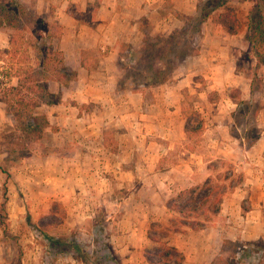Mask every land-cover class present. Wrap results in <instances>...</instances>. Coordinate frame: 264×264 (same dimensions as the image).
I'll return each mask as SVG.
<instances>
[{
  "label": "crops",
  "instance_id": "1",
  "mask_svg": "<svg viewBox=\"0 0 264 264\" xmlns=\"http://www.w3.org/2000/svg\"><path fill=\"white\" fill-rule=\"evenodd\" d=\"M201 1L54 0L53 49L74 78L49 83L61 101L38 109L50 122L38 143L44 151L15 176L35 221H53L52 235L92 229L97 244L108 245L101 257L121 264H150L148 252L160 241L176 248L183 264H264V109L260 137L247 148L233 134L236 112L209 102L211 92L232 102L225 95L231 89L240 102H264V66L257 67L246 40L252 4L237 5V35L208 20L195 52L167 82L135 87L127 77L146 40L180 30ZM246 62L262 91L246 76ZM200 113L207 122L199 142L188 126ZM217 159L241 173L219 214L185 218L172 210L174 197L212 181ZM15 196L17 213L25 212ZM158 229L164 233L156 238Z\"/></svg>",
  "mask_w": 264,
  "mask_h": 264
},
{
  "label": "rangeland",
  "instance_id": "2",
  "mask_svg": "<svg viewBox=\"0 0 264 264\" xmlns=\"http://www.w3.org/2000/svg\"><path fill=\"white\" fill-rule=\"evenodd\" d=\"M246 1L250 2L249 0ZM2 2H12L19 7V14H22L25 24L30 26V28L26 31L16 32L15 29L6 24L0 27V72L7 70V68H13L12 72L16 75L18 69L27 71L28 68H37L39 51L34 49L36 38L33 32L39 27L38 23L42 19L45 22L47 32L58 33V26L52 20L55 8L54 0H0V3ZM239 2L241 0H232V6L238 9L237 5ZM250 3L252 4L251 10L254 5L252 2ZM15 35H19V37L23 35L25 39L20 38V41L12 44L11 40ZM15 51L17 54L14 53ZM249 59H252V57L250 56ZM245 64L247 65V62ZM247 66L246 76L252 77L254 87L262 91L263 84L261 80L255 78V70L251 67L249 69V63ZM178 69L179 67L176 68L173 74ZM13 81L16 82V79L12 78L11 85ZM225 93L227 97L232 99L233 103L240 102L241 93L238 89H231L225 91ZM209 102L218 105L217 107L226 108L228 112L233 111L232 115L235 112L239 113L238 106H235L228 98L223 100V97L218 95L217 92L210 93ZM246 102L249 103L251 108L249 109L248 117L244 118L245 122L237 121L236 117H234L231 118V123L234 130L238 131L239 134H248L249 138H256L261 131L259 128L262 120L260 114L264 109V105H262L264 102L259 101L257 104L254 101ZM202 114L189 118L188 128L197 130L193 133L194 141L205 140L203 134L206 131L204 125L207 121ZM234 122L241 129L245 128L249 132L245 133L240 129L238 130ZM0 134H2L0 142V264H121L119 260L116 261L113 258L106 260L101 257V252L105 249L107 251L108 245L107 243L105 246L97 244L98 242L92 229H75L65 235H52L53 230L50 226L53 221H35L31 211V200L24 196V192L16 184L15 176L16 174H22L25 164L28 162L27 160L30 159L33 153L44 151V148L38 145L39 141L34 142L33 139L28 138L17 129L14 116L8 112L6 104L1 101ZM234 137L233 139H235ZM233 142L235 140H232ZM245 147L249 148L248 146ZM247 148H243V154ZM239 163L236 166H239ZM213 168V178L208 183L214 188L212 201L218 193L230 192L241 181V173L235 171V164L229 165L227 161L217 159ZM5 171L7 174L4 173ZM204 193L205 191L202 189L196 194L189 191L182 196L174 197L175 201L173 204H184L190 207L201 206L204 200ZM13 194L20 200L22 207L26 210L25 212L17 213ZM212 207L213 204L205 206L198 216H208L213 220L215 217L207 212ZM60 217L63 218V215L60 214ZM179 222L177 221V223ZM197 222L199 221L191 223L193 225L199 224ZM154 231H157L156 238H159L164 233V230L160 229ZM91 236L93 239L90 238ZM166 253L165 243L160 241L148 252L149 257H151L149 260L158 262L160 256Z\"/></svg>",
  "mask_w": 264,
  "mask_h": 264
},
{
  "label": "trees",
  "instance_id": "3",
  "mask_svg": "<svg viewBox=\"0 0 264 264\" xmlns=\"http://www.w3.org/2000/svg\"><path fill=\"white\" fill-rule=\"evenodd\" d=\"M249 1L254 6L247 16L246 40L257 60V67H260L264 66V0ZM18 8L12 2L0 3V27L6 24L16 32L30 28L25 24ZM182 19L184 26L180 30L168 37L147 39L140 53L134 54L136 66L127 72V77L135 87L163 84L171 79L179 64L195 52V38L201 34L208 20L221 25L232 35H237L242 28L238 10L232 6V0H203L198 4L195 16H183ZM38 26L33 32L36 38L34 49L39 51L37 68H28L27 71L18 69L16 75L12 72L13 68L0 72V101L6 104L8 112L14 116L17 129L34 142L41 141L50 128L47 115L40 113L38 109L44 105H56L61 101V94L51 92L49 83L65 81L69 83L74 78L73 73H67L61 53L53 49L54 34L47 32L44 20L40 19ZM20 38L25 39L23 35L13 36L11 43L20 41ZM14 53L17 54L16 51ZM12 78L17 79V85L10 84ZM250 108L249 103L239 102V113L234 114L236 120L245 122L244 118L248 117ZM235 124L237 126L236 122ZM237 127L245 133L249 132L245 128ZM233 133L244 138L245 145L249 147L254 145L260 137V133L256 138H249L248 134L242 135L236 130ZM4 173L7 174L6 171ZM201 189L205 191L201 206L173 204L171 209L180 212L185 218H192L200 214L205 206L213 204L207 212L212 216L218 215L225 192L218 193L212 201L214 188L210 184H205L192 192L196 194ZM165 247L167 253L160 256L158 262L149 260L150 264H183L184 256L176 248L167 244Z\"/></svg>",
  "mask_w": 264,
  "mask_h": 264
},
{
  "label": "built area",
  "instance_id": "4",
  "mask_svg": "<svg viewBox=\"0 0 264 264\" xmlns=\"http://www.w3.org/2000/svg\"><path fill=\"white\" fill-rule=\"evenodd\" d=\"M246 246L245 247H243V248H240L238 251V256H237V259H240V258H242V255L245 253V251H246Z\"/></svg>",
  "mask_w": 264,
  "mask_h": 264
}]
</instances>
